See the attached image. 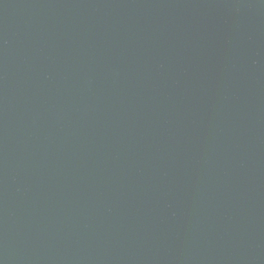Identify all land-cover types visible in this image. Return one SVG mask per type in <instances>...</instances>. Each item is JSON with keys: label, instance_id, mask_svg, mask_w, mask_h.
Listing matches in <instances>:
<instances>
[{"label": "water", "instance_id": "95a60500", "mask_svg": "<svg viewBox=\"0 0 264 264\" xmlns=\"http://www.w3.org/2000/svg\"><path fill=\"white\" fill-rule=\"evenodd\" d=\"M0 264H264V0H0Z\"/></svg>", "mask_w": 264, "mask_h": 264}]
</instances>
